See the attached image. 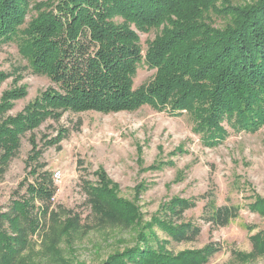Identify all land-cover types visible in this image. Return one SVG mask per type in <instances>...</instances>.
<instances>
[{
  "label": "trees",
  "instance_id": "1",
  "mask_svg": "<svg viewBox=\"0 0 264 264\" xmlns=\"http://www.w3.org/2000/svg\"><path fill=\"white\" fill-rule=\"evenodd\" d=\"M39 1L0 0V43L18 42L29 68L55 84L14 118L7 116L13 102L28 94L21 89L5 93L0 105L1 166L17 156L23 135L49 119L59 121L67 112L109 114L149 106L171 115L188 114L208 142L226 138L218 128L220 121L228 120L236 128L235 119L251 132L264 126V0H56L57 5ZM32 10L37 14L27 23ZM136 31H158L145 55ZM141 67L155 70V77L135 90ZM8 77L0 73V86ZM60 133L49 143H59L67 135ZM39 165L30 173L29 197L0 209V264H26L34 237L47 250L57 251L66 235L147 224L140 222L137 205L121 198L117 187L104 178L87 188L90 225L71 218V211L52 210L57 187L52 175L43 172L46 165ZM207 198L202 218L214 228L239 217L238 207L218 206L214 194ZM196 207L193 201L174 198L153 223L171 242L196 241L201 228L183 219ZM251 211L264 216V200L255 201ZM150 224L147 227L153 228ZM154 241L143 239L102 264H209L220 251L212 243L175 255L160 251ZM250 241V256L264 257V229Z\"/></svg>",
  "mask_w": 264,
  "mask_h": 264
},
{
  "label": "rangeland",
  "instance_id": "2",
  "mask_svg": "<svg viewBox=\"0 0 264 264\" xmlns=\"http://www.w3.org/2000/svg\"><path fill=\"white\" fill-rule=\"evenodd\" d=\"M41 1L58 4L56 0ZM36 14L30 11L26 22ZM220 25L217 20L216 26ZM136 33L145 55L158 31ZM95 49L92 47L90 52ZM0 73L9 74L0 86V105L11 90L21 89L28 94L13 102L8 117H16L42 92L55 88L47 76L29 68L16 41L0 43ZM155 73L141 67L133 88L149 84ZM233 122L236 128L228 120L220 121L218 128L226 138L208 142L202 138L203 132H196V122L188 114L176 116L144 106L109 114L67 112L59 121L49 119L27 132L21 137L17 156L7 166L0 165V169L5 168L0 175V209L6 210L11 201L28 198V187L33 183L30 173L45 164L43 172L52 175L57 187L52 210L71 211V218L80 217L82 225H90L87 188L104 178L117 187L121 198L137 205L142 225L151 223L153 228L145 224L130 229H87L79 235L64 236L57 251L47 250L40 238L34 237L25 254L26 264H102L110 255L134 247L143 239L155 240L157 249L175 255L214 243L220 251L209 264H264V257L250 256V237L264 229V216L251 211L255 201L264 200V126L251 132L241 129L235 119ZM63 131L67 135L59 143H49ZM37 152L42 153L28 165ZM56 173L61 176L55 177ZM212 194L218 206L240 209L239 217L226 227L214 228L202 218L207 197ZM174 198L197 203L183 216L184 222L201 228L196 241L171 242L153 223L163 205Z\"/></svg>",
  "mask_w": 264,
  "mask_h": 264
},
{
  "label": "built area",
  "instance_id": "3",
  "mask_svg": "<svg viewBox=\"0 0 264 264\" xmlns=\"http://www.w3.org/2000/svg\"><path fill=\"white\" fill-rule=\"evenodd\" d=\"M60 176H61L60 173L55 174V177H60Z\"/></svg>",
  "mask_w": 264,
  "mask_h": 264
}]
</instances>
